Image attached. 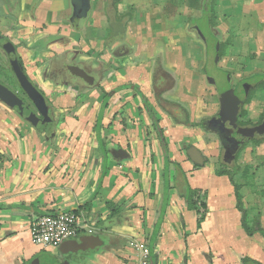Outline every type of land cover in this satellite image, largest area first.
Returning a JSON list of instances; mask_svg holds the SVG:
<instances>
[{
    "label": "crops",
    "instance_id": "1",
    "mask_svg": "<svg viewBox=\"0 0 264 264\" xmlns=\"http://www.w3.org/2000/svg\"><path fill=\"white\" fill-rule=\"evenodd\" d=\"M164 1L120 0L108 17L107 0H89L88 14L72 24L70 0H0V36L15 46L39 87L77 88L70 84L85 76L82 70L93 78L82 88L102 89V98L115 92L113 104L59 103L65 116L48 135L0 102V264H32L42 257L62 264L69 253L35 244L30 236L36 217L61 211H76L94 228L74 239L92 235L101 244L70 264H243L244 257L264 264V235L245 232L234 187L227 175L216 174L219 144L201 119L211 103L206 108L200 102L201 88H174L172 73L180 75L189 51L181 48L180 34L192 45L191 34L203 39L201 27L191 31L188 24L202 12L191 16L197 9L190 0ZM125 13L131 15L126 23L119 19ZM112 22L120 23L123 35L116 42L110 40ZM60 59L72 69L65 83L55 78ZM160 74L173 84L163 98L187 110V123L158 105L153 87ZM133 90L147 99L166 150L139 98L129 101ZM185 186L204 197L199 225L198 211L181 195Z\"/></svg>",
    "mask_w": 264,
    "mask_h": 264
},
{
    "label": "rangeland",
    "instance_id": "2",
    "mask_svg": "<svg viewBox=\"0 0 264 264\" xmlns=\"http://www.w3.org/2000/svg\"><path fill=\"white\" fill-rule=\"evenodd\" d=\"M119 1L120 0H116L113 4L112 0H107L106 15L108 14V17H112L113 13L116 12V4ZM202 1L203 0H190L191 5L194 6L198 12H190L191 16L194 14L198 15L203 11L205 6H203ZM164 2V0H161L160 3ZM251 2L254 3L252 4ZM214 9L216 14L215 17L213 19L207 18L205 22L200 25L201 29L198 33H201L200 35L201 37L203 36L204 41H202V38V40L199 38L196 32V34L193 33V35H190L191 38L196 41V44L192 45L189 39L184 40L183 34H180L179 40L183 42L181 48L188 47L189 51L183 54L180 75L172 73V78L175 82L174 88H201L202 98L200 102L205 103L206 108H208V104L211 103V112L207 113L208 109H206L207 111L201 118L202 120L210 116L209 114L215 112L218 107L217 94L214 89L216 86L209 84L206 77H209L210 81L218 86H224L226 84L237 85L239 83L253 84L264 79V0H241L240 3L238 0H216ZM245 12L247 14L251 13V17L244 16L243 14H245ZM169 13H172V11L169 10ZM252 15L254 16L252 17ZM129 16L131 15L125 13L121 18L119 17V19L126 23V21L129 20ZM246 20L249 22L246 23ZM196 22L197 21H195L194 24L193 22H191V24L188 23L191 31H193L192 27ZM210 31L216 41L213 40ZM220 43L222 44V49L220 55H218L217 52L219 49L217 46ZM102 51L104 52V48H102ZM59 62L58 74L55 75L56 81L66 82V78L69 76L65 73V62H63L62 59H60ZM207 64L209 66L206 72L205 67ZM69 68L70 66L68 69ZM219 69L228 71L231 74L229 80L219 73ZM0 79L8 83L13 90H19L11 73L8 58L1 48ZM161 79L162 78H160V80ZM71 83H75L70 84L73 87L78 84V88H68L65 90H61L60 88H51L52 90H50V88H45V92H47V101L51 104L50 112H52L53 117L56 118L55 127L56 124L59 123L60 118L65 116L64 113H61L59 108V103L61 102L67 100H85L89 103L102 100L108 101L110 104L114 102L113 98L109 97L110 93H106V96L102 98V89L93 90V88H90V92L88 88H82L83 84L79 81L73 80ZM80 84L82 86H80ZM164 84L165 82L160 86ZM211 93H213L212 97L210 96ZM121 94L123 93L120 92L117 95L120 96ZM124 98L125 96L123 99H119L120 104L118 103L119 105H117V107L124 102ZM249 101H247L249 103L243 106L245 114L242 117V122H244V124L255 123L259 117H263L264 91L257 90L255 94H250ZM121 108L124 109V105H122ZM22 121L25 122L23 119ZM219 162L220 170L235 171L234 180L236 182H242L244 185L243 188L247 191L244 203L250 214L249 217H251L249 222L253 225L254 220L257 219V221H259L261 217H264V141L246 142L234 161L228 165L223 164L221 152ZM262 222L264 225V219L261 223ZM39 264L48 263L42 257Z\"/></svg>",
    "mask_w": 264,
    "mask_h": 264
},
{
    "label": "flooded vegetation",
    "instance_id": "3",
    "mask_svg": "<svg viewBox=\"0 0 264 264\" xmlns=\"http://www.w3.org/2000/svg\"><path fill=\"white\" fill-rule=\"evenodd\" d=\"M112 1L114 2L115 0H112ZM207 18H205V19H207ZM112 23L119 24L118 29L120 31V23H118V22H112ZM115 28L113 29L112 35L114 34ZM211 36H212V34H211ZM0 37H1L0 38V48L3 50L6 57L8 58L7 52L1 47V45L5 44L7 42H9V43H11V42L7 37H4V36H0ZM111 37L112 36H110V40L112 41ZM119 40H121V39H116L112 42H116ZM11 45L15 50L16 56L18 58L19 64H20L23 72L26 74L25 69L23 67V64H22L19 56L17 55L15 46L12 43H11ZM8 62H9V58H8ZM9 65H10V62H9ZM68 67H69V65L66 67L65 73L69 76H72V75H70V72H72V69L70 70V69H68ZM10 70H11V73L13 75L14 81L17 84V88H19V90H13V88L8 83H6L5 81H3L1 79H0V83L3 84L4 86H6L7 88H9L12 92H14L16 94V96L18 97V102H17V105L14 107L13 110L16 112V114L20 118H22L26 123H28L29 125L32 126V124L26 119L27 116L31 113H34L39 119H44V117L42 116V113H41L42 111L41 112L39 111L40 109L35 104V102L32 99H30L27 96V94L23 91L22 87L20 86V84H19V82H18V80H17V78H16V76L12 70L11 65H10ZM222 71L227 73V75H224V74H222V75L227 80H229L231 74L228 71H225V70H222ZM26 76H27L28 80L32 83V85L40 92V94L42 95V97L45 101V106L47 109V111H45V112H47L49 118L52 120L53 126L49 132H43V133L47 134V135L51 134L55 128L56 118L53 117L52 112H50L51 104H50V102L47 101V93L45 92L46 90L44 88L39 87V85H37L34 81H32V79L27 74H26ZM82 78H83V80H82ZM160 78H162V79L161 80L159 79L158 84L155 83L156 85L154 84V87H153L156 89L155 98H156L158 105L168 115H170L171 118H173L176 122H181V121H184L186 119L188 120V112L185 108H183L182 106H180L178 104L170 103L169 101L164 99L162 96L164 89L172 87L173 84H172L171 78L169 76L163 75V74H160ZM207 78L208 77H206V80H207ZM79 81L81 83L85 84L84 81H86V77L82 76L79 79ZM163 82H165V84L163 86H160ZM258 82L259 81L255 82L253 84H240V83L237 85L226 84L224 86H218L217 84L213 83L212 81L208 82L212 86H216V87H214V89H215L216 94H217L218 107L215 110V112H213L212 114H209L210 116H208L206 119L202 120V125L207 131H210L211 133H213L216 136L218 144H219V148H220V158H221V152H222L223 164H227V165L231 164L246 142H256L259 140L264 141V132L262 134H259V135H257V134L250 135V134L246 133L247 129H252V128H256V127L260 128L261 130L263 128V130H264V116L262 118L259 117L255 123L252 122V124L251 123L250 124L249 123L244 124V122H242L243 115H241V111L243 110V106L246 104L247 98L250 97V94H253V93L255 94V91H257L256 88H261L258 85ZM63 83H65V82L63 81ZM159 88H160V90H159ZM114 93L115 92H112L109 97L112 98ZM130 96L131 97H129L130 98L129 101L131 103H132L133 98H135V97L139 98V101L142 104L144 112L150 118V121H152V123L154 120H157L154 113H153V117H152V115L149 114V110L151 108L148 104L147 99L144 97V95H142L141 93L138 94V91L133 90L132 92H130ZM221 99L222 100L229 99V102L224 105L226 110H229L230 106H234V108H236V114L234 116V125H231L229 119L225 118L226 113H224V116H225L224 120L221 118V120L219 119L220 121L218 120L215 125H209L208 126V124H206V123H208V121L211 120L212 118L217 117L220 113ZM249 102H247V103H249ZM177 120H179V121H177ZM157 122H158V120H157ZM182 123H184V122H182ZM42 126L43 125H41V127ZM32 127L35 130H37L34 126H32ZM158 127H159V124H158ZM155 130H156V128H155ZM156 132H157V130H156ZM157 134H158V132H157ZM81 256L82 255H80L79 258H81ZM64 257H65V259H67L69 256L64 255ZM79 258L77 256V259H79Z\"/></svg>",
    "mask_w": 264,
    "mask_h": 264
},
{
    "label": "water",
    "instance_id": "4",
    "mask_svg": "<svg viewBox=\"0 0 264 264\" xmlns=\"http://www.w3.org/2000/svg\"><path fill=\"white\" fill-rule=\"evenodd\" d=\"M71 6H72V14L70 17V22L72 24H76L81 18H84L88 12L90 11V4L89 0H70ZM208 17V12L203 11L202 16L200 19L197 20L195 29H197L201 24H203L205 18ZM113 28H115L114 34L112 35L111 39L112 41L116 39H122L123 35L119 32V24H112ZM1 38V37H0ZM215 41L216 39L213 38ZM1 47L7 52L10 65L12 67V70L22 87L23 91L27 94V96L32 99L35 104L40 109L39 111L42 113V116L44 119H39L34 113H31L27 116V120L34 126L39 132H49L52 129L53 123L52 120L49 118L45 106V101L40 94V92L32 85V83L28 80L26 74L23 72L18 58L16 56L15 50L12 47L11 43L7 42ZM208 64L205 67V70L208 69ZM83 75L86 77V81L89 83L93 78L90 76H86L85 72L80 70ZM220 74L227 75L226 72H223L219 69ZM89 78V79H88ZM88 79V80H87ZM207 82H210V78H207ZM0 102L4 103L6 106L14 109V107L17 105L18 97L14 92H12L9 88L4 86L0 83ZM229 102V99L222 100L221 99V108L220 113L217 117L212 118L208 121L209 125H215L217 121L221 118L224 120L225 118L229 119L231 125H234V116L236 114V108L234 106H230L229 110H226L224 105ZM228 111V112H227ZM224 113H226V117L224 116ZM225 117V118H224ZM219 120V121H220ZM205 124V125H206ZM41 125H43L41 127ZM264 132L263 128L262 130L260 128H252L247 129L246 133L250 135H259ZM192 154L197 153L195 149L192 150ZM101 244L98 240V237L92 236V235H85L78 239H72L65 241L63 244H61L58 248L61 252V254L69 253L71 256H69L62 264H70V261L77 259V256L79 258L80 255L86 252H92L95 250H99ZM40 259L36 258L32 264H39Z\"/></svg>",
    "mask_w": 264,
    "mask_h": 264
},
{
    "label": "built area",
    "instance_id": "5",
    "mask_svg": "<svg viewBox=\"0 0 264 264\" xmlns=\"http://www.w3.org/2000/svg\"><path fill=\"white\" fill-rule=\"evenodd\" d=\"M81 230L91 232L94 228L79 213L61 211L36 217L30 225V236L35 244L58 248L65 241L78 237ZM147 255L148 252H145L141 258L146 259ZM139 264H147V261L140 259Z\"/></svg>",
    "mask_w": 264,
    "mask_h": 264
},
{
    "label": "trees",
    "instance_id": "6",
    "mask_svg": "<svg viewBox=\"0 0 264 264\" xmlns=\"http://www.w3.org/2000/svg\"><path fill=\"white\" fill-rule=\"evenodd\" d=\"M115 2H116V0L113 2V4ZM215 3H216V0H203L202 1L203 6H205V8H203V11L208 12V18L209 19H213L215 17V9H214ZM113 4H112V6H113ZM217 48L219 49L217 53H218V55H220L221 49H222V44L221 43L218 44ZM258 85L261 88H256V89L264 91V79L261 80L260 82H258ZM249 99H250V97L247 98L246 103ZM149 114L152 115V117H153V112L151 109L149 110ZM244 114H245V111L242 110L241 115H244ZM177 121H179V120H177ZM181 122L187 123L188 120L186 119V120L181 121ZM153 124H154V126L158 132V139L160 140V142L164 143L165 150H166L167 148H166V144L164 142V136H163L162 129L158 127L157 120H154ZM235 173H236L235 171L231 172L228 170H217L216 171L217 175H227L229 177L231 184L234 187V194H235V198H236V208L241 214V225H242L243 229L245 230V232L248 235H253L256 232H261L264 235V228L261 226L259 221H255L253 223V225H251L248 221V212H247L246 208L244 207V202H243V198H242V194H241V188L243 187V184H242V182H236L234 180ZM181 195L188 202V205L190 208L198 211V213L200 215L199 220H198V225H199L200 222L202 221V219L204 218L205 210H206V204L204 202V197L199 196L197 191L192 190L189 186H185V190L182 192ZM241 261L243 264H259L258 262L253 261L247 257L242 258Z\"/></svg>",
    "mask_w": 264,
    "mask_h": 264
}]
</instances>
